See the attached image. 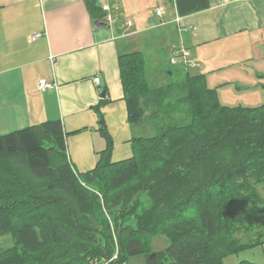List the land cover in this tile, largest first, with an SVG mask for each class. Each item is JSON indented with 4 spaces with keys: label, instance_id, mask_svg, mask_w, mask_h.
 <instances>
[{
    "label": "trees",
    "instance_id": "1",
    "mask_svg": "<svg viewBox=\"0 0 264 264\" xmlns=\"http://www.w3.org/2000/svg\"><path fill=\"white\" fill-rule=\"evenodd\" d=\"M175 1L182 17L210 8ZM87 5L104 19L95 0ZM119 66L129 122L157 134L133 137L132 156L114 161L104 96L94 109L106 148L91 170L73 167L61 120L0 135V237L14 238L0 264H129L153 253L156 236L170 243L149 264H225L264 244L253 224L264 216V103L222 104L189 70L151 87L141 51Z\"/></svg>",
    "mask_w": 264,
    "mask_h": 264
},
{
    "label": "crops",
    "instance_id": "2",
    "mask_svg": "<svg viewBox=\"0 0 264 264\" xmlns=\"http://www.w3.org/2000/svg\"><path fill=\"white\" fill-rule=\"evenodd\" d=\"M87 1L0 0V135L61 120L67 153L78 172L93 169L99 152L106 148L94 109L104 91L108 103L101 112L114 140L113 160L132 156L131 140L138 136V126L128 119L121 55L152 44L161 60L169 51L165 62L170 69H179L180 76L186 70L205 74L209 87L217 90L231 86L236 74H241L231 69V61L225 62L221 48H233L239 55L250 51L247 61L264 57V0H210L209 9L184 16L182 24L196 30L180 29L173 21L178 13L175 0H156V10L161 8L164 15L151 9L147 19L140 12L146 10V0H95L99 8L95 13L104 14L102 27L94 25L99 19L93 18ZM104 5L110 10L104 11ZM108 15L112 21H105ZM162 21L165 24L160 25ZM35 34L41 36L33 40ZM181 47L190 51V60L199 67L170 63L173 52ZM155 65V75L163 77L165 69ZM244 73L248 83L239 79V87L252 86L256 92L252 100H264V68L254 66ZM41 79L55 86L41 91Z\"/></svg>",
    "mask_w": 264,
    "mask_h": 264
},
{
    "label": "rangeland",
    "instance_id": "3",
    "mask_svg": "<svg viewBox=\"0 0 264 264\" xmlns=\"http://www.w3.org/2000/svg\"><path fill=\"white\" fill-rule=\"evenodd\" d=\"M157 1L156 0H146L145 2H143V6L147 7L146 10H141L140 12L144 14V18L147 19L150 16L149 10L153 9L156 10V6H157ZM155 19H157L154 16ZM133 21L137 20V17H133L131 18ZM148 23H150V21L148 20ZM156 28V27H155ZM131 35L135 34L134 32L130 33ZM130 35V36H131ZM141 39H137V41H139ZM141 52L144 54V56L147 59V76L150 82L151 87H157L159 85H164L165 83L169 82H173L176 80L180 79V75L178 73L174 74V75H168V71H170V67L169 65L165 62V60L169 61V51L164 52L162 54V60L160 58H157L154 55V50H153V45L152 44H147V45H143L141 46ZM156 48V47H155ZM250 52V51H249ZM249 52H243L240 55L235 51L233 48H228V49H224L221 48L220 49V54L222 55L223 58H225V62L226 61H231L229 62V65L231 67L232 70H235L241 74H236V79L234 80V83H232L231 86L229 87H224L221 90H218V95H219V99L221 101L222 104L225 105H229V106H236V105H241V104H251L253 106H259L261 104L264 103V100H252L253 97L256 92L252 91L253 88H251L252 86H248V85H239L237 83L240 82V80L248 83L247 77H246V69L248 68H252V67H261L264 68V57L263 54L260 57L259 55L255 58V60L251 61V60H246L245 56L247 55V53ZM222 58V59H223ZM182 61V60H180ZM251 63H250V62ZM256 62V64H254ZM159 64V66H162V70H164V76L159 77L158 75H155V70H156V64ZM193 68V67H192ZM197 70H201L198 68H194L192 69V71H196ZM202 71V70H201ZM240 79V80H239ZM239 81V82H237ZM262 91V90H260ZM136 132L138 136H153L157 134V130L154 127V125L150 122H146L143 124H136ZM263 196H264V191L261 190ZM253 224L255 225V231L257 229H263V233H264V216L263 215H258L254 221ZM251 236L244 238L242 241L243 242H249L252 239H250ZM256 237V236H252L251 238ZM14 243V238L12 235H7L4 237H0V248H6L11 246ZM169 240L167 237L165 236H156L153 240H152V249L155 251H160L165 249L168 245H169ZM153 251V252H155ZM149 255L147 256L145 254H141L138 256H134L132 258H130L129 260V264H149ZM251 262V263H256V264H264V244L262 246H258L256 248L244 251L242 253H240L239 255H234L231 257H228L225 260V264H241V262ZM242 264H248L246 263H242Z\"/></svg>",
    "mask_w": 264,
    "mask_h": 264
},
{
    "label": "built area",
    "instance_id": "4",
    "mask_svg": "<svg viewBox=\"0 0 264 264\" xmlns=\"http://www.w3.org/2000/svg\"><path fill=\"white\" fill-rule=\"evenodd\" d=\"M103 10L104 11H109L110 8H109L108 5H104L103 6ZM156 14L158 16H163L164 15V11L161 8H158L156 10ZM105 19H106V21L109 22V21H112L113 18H112L111 15H108ZM183 19H184V17L180 16L177 13L175 15V18L173 19V21L178 24L180 29L188 28L190 30H196V26L182 24ZM163 24H165L164 21H162L160 25H163ZM129 25H131L130 21H129ZM40 36H41V34H35V35L32 36V39L35 40V39H37V37H40ZM180 60H182V61H180ZM170 63L174 64V65L179 64V63H183V64L188 65L190 67H199L200 66L198 63L192 62L190 60V51L187 48H185V47H181L179 49H176L173 52L172 56L170 57ZM94 82H95L96 85H99L100 84V78L96 77L94 79ZM54 86H55L54 83H51V82L47 81L46 79H41L39 81V89L41 91H45L46 89L52 88Z\"/></svg>",
    "mask_w": 264,
    "mask_h": 264
},
{
    "label": "water",
    "instance_id": "5",
    "mask_svg": "<svg viewBox=\"0 0 264 264\" xmlns=\"http://www.w3.org/2000/svg\"><path fill=\"white\" fill-rule=\"evenodd\" d=\"M94 25L96 26V27H102V26H105L106 25V23L105 22H103V21H100V20H96L95 22H94ZM105 96V91L104 92H102V97H104ZM157 258V252H153V253H151L150 255H149V260H153V259H156Z\"/></svg>",
    "mask_w": 264,
    "mask_h": 264
}]
</instances>
